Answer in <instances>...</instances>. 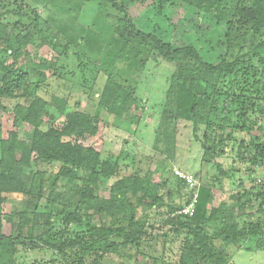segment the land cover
Masks as SVG:
<instances>
[{"label": "trees", "instance_id": "obj_1", "mask_svg": "<svg viewBox=\"0 0 264 264\" xmlns=\"http://www.w3.org/2000/svg\"><path fill=\"white\" fill-rule=\"evenodd\" d=\"M74 1L76 12L86 5L96 9L110 5L124 15L117 26L109 28L118 52L108 53L102 41L95 42L94 57L108 71L98 100L100 111L124 123L136 121L129 114V105L137 101L135 93H131L137 83L114 71H124L125 67L127 72L136 71L139 63L124 57L127 48L139 53L143 50L144 53H157L177 65L166 92L167 105L162 114L165 128L156 130L161 134L158 137L169 133L172 122L187 121L192 123L196 137L199 133L202 135V160L215 163L224 177H230V174L217 163L220 158L235 157L238 163L248 165L245 169L250 177L257 173V168L264 167V0H181L185 12L194 8L215 20L201 34L189 31L192 42L182 48L155 35L137 32L129 20L127 7L116 0ZM158 1L166 4L160 6L163 9L171 3V0ZM10 16L12 20L16 19L15 23L6 22ZM24 17L22 13L10 10L0 13V43L9 44L13 40L18 45L17 49L12 45L3 47V54L12 58V64L3 60V54H0V102L1 99L15 101L12 108L15 123L22 122L34 129L28 141H22L16 132L0 139V264H20V252L26 247L32 251L55 250L64 258L72 259V264H106L105 251L101 254L98 250L103 246L107 251L110 247L118 249L111 238L124 239L127 246L135 244L146 228V223L136 218L139 207L152 209L161 203V199L149 196L145 181L137 175L116 182L110 197L98 198L96 193L102 179L119 174V160L102 161L99 151L80 142L85 136L98 134V116L80 111L68 113L67 97L57 95L48 101L41 96V92L47 91L50 79L58 80L59 76L55 72L48 76L51 65L37 64L29 57L27 47L33 35L31 32L24 34L26 30L21 26ZM35 27H39L38 18ZM93 30L90 29L86 40H96V34L89 38ZM130 41L137 45L131 46ZM23 57L28 62L19 66ZM123 57L125 61L121 62ZM77 58L81 59L79 53ZM48 107L54 108L56 114ZM58 117L65 118L61 127L53 122L48 125L45 120L53 121ZM34 159L39 163L60 165L59 171L49 179L50 192L44 205L39 204L44 195V175L37 173L29 187L31 179L25 173L33 167ZM233 172L242 173V170L233 168ZM175 181L179 192L180 189L189 192L185 182L177 177ZM252 181L256 183L255 178ZM255 187L234 194L236 204L233 209L251 211L255 201H260L258 209L264 212V194ZM67 194L72 195V199L61 209H51L52 205H60ZM129 194L136 199V204L129 201ZM212 195L211 189L201 187L193 216L176 218V225L193 236L192 243L186 242V246L180 248L182 264H229L226 246H217L216 241L237 245L241 238L256 236L263 230L259 222H247L239 231L237 223L228 222L226 215L232 210L226 204L211 207ZM18 196L23 197L16 228L18 233L6 235L5 225L14 227L16 213L7 214L5 205ZM124 206L128 207H125L126 213L122 211ZM174 211L171 209V213ZM105 215L112 219L106 220ZM61 217L66 230L58 232L54 230V222ZM83 218H88L89 224L97 220L99 225L87 226L90 241L78 246L72 244V231L68 226ZM222 218H226L224 230L217 232L216 224ZM38 226L46 230L37 235ZM78 240L83 239L77 237ZM257 242L260 244L256 249L262 250L264 239Z\"/></svg>", "mask_w": 264, "mask_h": 264}, {"label": "rangeland", "instance_id": "obj_2", "mask_svg": "<svg viewBox=\"0 0 264 264\" xmlns=\"http://www.w3.org/2000/svg\"><path fill=\"white\" fill-rule=\"evenodd\" d=\"M116 1L127 7L129 20L137 32L155 35L177 48L189 45L192 42V34L195 32L201 34L207 25L215 22L210 16L206 17L194 8L185 12L184 7L180 5L181 0H171L170 5H167L165 9L161 7H165L166 4H161L158 0ZM75 3L74 0H4L0 1V13L10 10L25 15L21 24L26 30L24 34L31 32L33 35L27 47L29 57L37 64L51 65L48 76L54 72L56 76H59L58 80L50 79L47 91L41 92V96L48 101L57 95L67 97L68 113L80 111L98 116V134L95 137L85 136L80 142L86 147L99 151L102 161L119 160L120 164L117 177L102 179L100 189L96 193L98 198L110 197L116 182L137 175L145 181V187L150 191L149 196L161 199V203L152 209L139 207L136 218L138 221L145 222L146 228L138 236L135 244L127 246L124 239L111 238L110 241L115 243L118 249L110 247L107 251V247L103 246L101 250H98L101 254L105 251L108 262L106 264H182L181 261L184 260L180 258V248L186 246V242L192 243L193 236L176 225L178 221L176 218L180 217L178 211L188 206L189 203L186 202L187 200L189 202L191 193L185 189H180V192L176 189L175 170L195 175L199 182V190L201 187L211 189L213 194L211 207L216 208L221 202H225L226 205L230 203V198L238 192L248 191L255 186L260 190L257 180L264 179V167L257 168V173L250 177L245 169L248 165L238 163L235 157L220 158L217 159V163L230 174V177H224V174H220L217 170L215 163H206L202 160L203 139L200 140L202 135L199 133L196 137L192 123L187 121L172 122L173 125L169 127L171 134L162 132L163 135L158 137L160 133L156 130L164 127L162 114L167 105L166 92L177 70V65L167 62L157 53H144V50L139 53L127 48L123 52L127 55L124 57L133 58L136 63H139L136 71L127 72L126 67L124 71H120L121 69L114 71L118 76L135 80L137 83L131 90V93H135L137 101L129 105V114L136 121L133 124L124 123L100 111L98 100L107 81L108 71L102 67V62L95 59L93 50L95 42L102 41L103 45L107 46L108 53L118 52L114 48L109 28L117 26L124 15L119 14L110 5H105L101 9L86 5L83 10L79 9L76 12ZM11 17H7L6 22L11 20V23H15L16 19L12 20ZM37 18L39 19L38 29L35 27ZM90 29L94 30L91 31L93 34L89 38L96 34V40H86ZM76 42L79 43V47L76 46ZM129 44L137 45L135 41H130ZM7 45H12L14 49L18 48L13 40L9 44L0 43V54H3V47ZM78 53L81 59L77 58ZM206 56L209 58L208 55ZM124 57L121 62L125 61ZM2 59L8 64L13 62L12 58L5 53ZM27 62L28 59L23 57L18 65H26ZM15 104L13 100L1 99L0 139L6 138L11 132H16L22 141H28L33 136L34 129L22 122L15 123L12 112ZM48 108L52 114H56L54 108ZM45 120L48 125L53 122L59 127L65 122L64 117H58L53 121L49 118ZM59 167L58 163H39L34 159L33 167L25 170L31 179L29 187L37 173L44 175V195L39 200L40 205L46 204L50 192L49 179L59 171ZM233 168L242 170V173L234 174ZM217 177L218 180H215ZM254 178L256 183L252 181ZM128 198L132 204H136V199L131 194ZM70 199L72 195L67 194L61 199L60 205H52L51 209H61L62 205ZM259 204L260 201H255L254 206L259 208ZM22 205L23 197L20 196L14 197L5 205L7 214L16 213L14 227L5 225L6 235L10 232L17 235L16 228L20 220L18 214L22 211ZM227 206L231 208V204ZM125 207L127 206H124L122 211L126 213ZM171 209L175 211L171 213ZM105 218L112 219L106 215ZM89 222L88 218H83L80 222L76 221L68 226L72 231V235L68 234L72 238V244L76 243L80 246L90 241L87 226L99 225V222L97 220L90 224ZM63 225L61 217L54 222V230L65 231L66 228ZM45 230V227L38 226L36 234ZM219 230L223 231L224 225L220 226ZM77 237L83 240L76 241ZM216 242L217 246L218 244L223 246L219 241ZM227 247L226 253L233 257L236 264H264V251L256 249L257 246L246 250L229 244ZM20 256V264H72V259L64 258L55 250L32 251L26 247L21 250Z\"/></svg>", "mask_w": 264, "mask_h": 264}, {"label": "crops", "instance_id": "obj_3", "mask_svg": "<svg viewBox=\"0 0 264 264\" xmlns=\"http://www.w3.org/2000/svg\"><path fill=\"white\" fill-rule=\"evenodd\" d=\"M223 203L226 204L225 202H221L219 204V206L221 204H223ZM229 204H231V206H230L231 208H229V209L232 210V212H229L226 215V217L227 218L229 217L228 218V222L229 221H233L234 223H237L236 225L238 226V228H239L238 230L239 231L243 230V229H241L242 225L247 224V222L248 223L259 222V224L262 226V229L264 230V212H260L259 209H258V206H254L253 210H251V211H247L246 210L245 212L239 211L238 208L233 209V206L236 204V200L233 197L230 198V203L228 202L227 205H229ZM218 207H216V208H218ZM231 213H232L233 217H232ZM225 222H226V218H222L220 221L217 222V224H216V227H217V230H218V231L216 230L217 232H222V230H219V228H220V226H223V225L225 227ZM263 230H260V232L256 236H248L247 238H241L240 243L237 244V245H233V244H229V245L230 246L231 245H233V246H242V247H239V248L240 249H245V250L252 248V246H257V244H260L257 241L261 240V238L264 239ZM246 233H247V231H246ZM239 237H241V236H239ZM219 242H220L221 245L227 246V244L223 243L221 240H219ZM262 243H263V240H262ZM218 246H220V245L218 244ZM227 249H228V247L226 248V250ZM263 251H264V248H263ZM228 259H229V264H236V263H234L233 257H231L230 254L228 255Z\"/></svg>", "mask_w": 264, "mask_h": 264}, {"label": "built area", "instance_id": "obj_4", "mask_svg": "<svg viewBox=\"0 0 264 264\" xmlns=\"http://www.w3.org/2000/svg\"><path fill=\"white\" fill-rule=\"evenodd\" d=\"M175 177L181 179L183 182H185V185L187 189L190 191V201L186 208H182L178 211L179 215H185V216H193L195 213V208L198 203L199 198V182L195 175L193 174H187L183 173L180 170H175L174 172ZM257 184L260 187V191L262 194H264V179L259 178L257 180Z\"/></svg>", "mask_w": 264, "mask_h": 264}]
</instances>
